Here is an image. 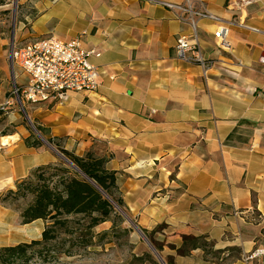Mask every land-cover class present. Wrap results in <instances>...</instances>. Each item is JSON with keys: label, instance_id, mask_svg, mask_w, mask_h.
I'll return each instance as SVG.
<instances>
[{"label": "crops", "instance_id": "0c3cea01", "mask_svg": "<svg viewBox=\"0 0 264 264\" xmlns=\"http://www.w3.org/2000/svg\"><path fill=\"white\" fill-rule=\"evenodd\" d=\"M23 1L35 12L24 39L82 35L84 47L100 52L90 57L100 70L98 89L31 103L32 119L78 155L108 156L125 208L140 227L163 225L154 238L175 264H259L243 254L264 245V0L237 12L228 9L231 0H194L237 22L222 49L216 22L199 20L212 61L206 74L175 55L177 36L190 27L164 2L185 0ZM23 115L9 106L0 120V184L12 188L57 161L51 147L26 144ZM27 197L30 205L36 199ZM34 222L44 229L43 219ZM183 235L206 236L222 253L179 255L168 245L180 247Z\"/></svg>", "mask_w": 264, "mask_h": 264}, {"label": "rangeland", "instance_id": "374dc122", "mask_svg": "<svg viewBox=\"0 0 264 264\" xmlns=\"http://www.w3.org/2000/svg\"><path fill=\"white\" fill-rule=\"evenodd\" d=\"M34 14V9L28 2L23 0H0V107L14 90L15 75H18L19 81L24 80L20 69L15 65L12 68L11 50L12 44L25 40L23 32L28 26L27 24L25 26L24 23L32 19ZM12 34L14 35L13 42L11 39ZM22 104L23 106L15 100L12 106L24 113L25 123L30 128L31 133L42 141L43 146L50 147L35 132L25 115L26 112L33 124L37 125L36 121L29 115L31 103L25 101ZM0 110L4 111L1 108ZM2 117H4L3 114L0 115V120H2ZM40 134L48 140L47 136L41 132ZM54 166L72 168L60 156H57ZM46 174L48 175V173ZM57 178L54 177V180H57ZM9 189L15 190L16 187L12 188L6 183H1L0 197H3ZM30 203V197L26 199L8 198L0 201V239L6 240L2 243L0 241V246L16 245L21 242L42 239L43 230L39 236L35 237H27L19 232L20 228L33 224L21 223V214ZM113 205L122 217H116L115 214H112L109 220L90 228L88 217L83 215L73 216L71 217L73 222L66 227L58 228L56 239L41 246H35L29 251V254H31L42 248L40 255H34L29 260L16 261L13 264H142L143 262L149 264L147 257L143 255L147 251L153 254L154 260L162 264L138 232L137 227L140 226H138L135 218L124 205L120 208L115 204ZM2 213H7L9 217L2 219ZM159 253L163 259L166 257L162 251H159ZM137 256H143V262Z\"/></svg>", "mask_w": 264, "mask_h": 264}, {"label": "trees", "instance_id": "16d2710c", "mask_svg": "<svg viewBox=\"0 0 264 264\" xmlns=\"http://www.w3.org/2000/svg\"><path fill=\"white\" fill-rule=\"evenodd\" d=\"M1 114H3L2 110H0ZM36 124L37 129L47 136V141L56 146L75 164L76 168L70 164L72 168L56 167L54 164L38 166L27 177L16 182L15 190L9 189L3 197H0V201H3L8 198L26 199L28 194L36 195L35 201L22 212L21 223L29 224L36 219H43L46 222L42 231V239L0 246V264H13L16 261H26L31 256L40 255L42 248L31 254L29 251L35 246H41L56 239L58 228L68 226L73 222L71 218L73 216L88 217L90 228L109 220L112 214L122 217L113 205L120 207L124 205V202L120 196L116 171L106 167L108 156L97 154L95 151L78 155L66 149L59 141L49 137L48 130L44 126L37 122ZM234 132L229 135L228 139L234 136ZM25 142L29 147L43 146L42 141L32 133L25 139ZM54 177H58L57 180H54ZM162 227L163 225L153 230L140 227L158 252L162 251L164 243L157 241L154 234ZM168 246L175 249L179 255H187L196 248H202L206 253H222L221 250L214 251L213 242L203 235H183V243L180 247L174 244ZM143 255L147 257L149 264H160L154 260L150 251ZM137 257L143 262V256ZM164 261L166 264H175L171 256L164 257Z\"/></svg>", "mask_w": 264, "mask_h": 264}, {"label": "built area", "instance_id": "2783aa9c", "mask_svg": "<svg viewBox=\"0 0 264 264\" xmlns=\"http://www.w3.org/2000/svg\"><path fill=\"white\" fill-rule=\"evenodd\" d=\"M231 0L228 9L234 12L241 6L249 5L251 0H239L235 6ZM165 6L176 9L179 18L188 23L190 33L179 34L174 46L178 59L202 67L204 74L212 66V61L205 55L199 37L198 22L202 18H210L216 22L215 42L222 49L229 48L231 27L237 22L211 13L203 3L196 4L194 0L175 4L164 2ZM244 28L258 31L257 28L244 22H238ZM91 56H100L94 48H86L82 35L62 39L55 35L32 37L13 44L11 58L14 65L20 69L24 80H18L15 75L14 90L3 102L1 109L12 106L14 101L42 103L51 99L59 102L67 100L71 91H95L100 85V70L90 61ZM16 68V69H17ZM19 81V82H18ZM246 261L257 260L264 264V245L257 246L243 254Z\"/></svg>", "mask_w": 264, "mask_h": 264}, {"label": "water", "instance_id": "95a60500", "mask_svg": "<svg viewBox=\"0 0 264 264\" xmlns=\"http://www.w3.org/2000/svg\"><path fill=\"white\" fill-rule=\"evenodd\" d=\"M13 38L14 35L12 34V42H13ZM13 45V44H12ZM264 60V59H263ZM12 68H13V63H11ZM26 117L28 118L32 128L35 130V132L39 135L40 138H42V140L44 142H46V144H48L52 149L55 150L57 156H60L61 158H63L66 162H68V164H70L72 167L76 168L75 164L72 163L68 158H66L64 156V154L62 152H60L57 148L53 147L52 144L50 142H48L46 139L43 138V136L40 134V131L36 128V126L33 124L32 120H30L28 114L25 112ZM120 208V207H119ZM138 232L140 233V235L145 239V241L147 242V244L150 246V248L152 249V251L158 256V259L160 260V262L162 264H166L164 259L161 257L160 253L156 250V248L152 245V243L149 241V239L147 238V236L145 235V233L141 230L140 227H137Z\"/></svg>", "mask_w": 264, "mask_h": 264}, {"label": "bare ground", "instance_id": "6f19581e", "mask_svg": "<svg viewBox=\"0 0 264 264\" xmlns=\"http://www.w3.org/2000/svg\"><path fill=\"white\" fill-rule=\"evenodd\" d=\"M5 144H9L10 140L9 138L5 137L4 138ZM6 184H12L11 182H7ZM8 214L7 213H2V219L8 218ZM42 231V224L41 223H36L34 222L32 225L28 226V227H24V228H20L19 232L21 234H25V236L27 237H35V236H39L40 233ZM1 243L5 242L6 240L4 239H0Z\"/></svg>", "mask_w": 264, "mask_h": 264}]
</instances>
